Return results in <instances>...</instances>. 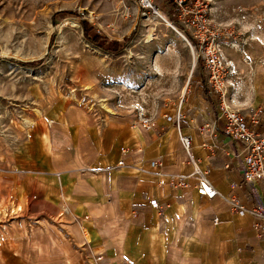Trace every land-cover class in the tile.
Masks as SVG:
<instances>
[{"label":"crops","instance_id":"1","mask_svg":"<svg viewBox=\"0 0 264 264\" xmlns=\"http://www.w3.org/2000/svg\"><path fill=\"white\" fill-rule=\"evenodd\" d=\"M182 108L180 128L166 112L152 129L133 126L135 113L109 120L81 106L37 116L2 175L6 212L55 222L78 251L74 264H264L254 217L226 200L242 180L230 137L217 129L203 144L210 129H201L213 115L201 93H187ZM181 134L191 137L198 164L212 166L216 196L198 193L196 175L178 184L195 168Z\"/></svg>","mask_w":264,"mask_h":264},{"label":"rangeland","instance_id":"2","mask_svg":"<svg viewBox=\"0 0 264 264\" xmlns=\"http://www.w3.org/2000/svg\"><path fill=\"white\" fill-rule=\"evenodd\" d=\"M151 2L0 0V183L25 129L58 105L109 120L140 108L155 120L188 81L205 84L204 60L187 42L205 16L236 31L222 46L229 102L247 110L264 102V0ZM2 193L0 264L76 263L55 222L10 215Z\"/></svg>","mask_w":264,"mask_h":264},{"label":"built area","instance_id":"3","mask_svg":"<svg viewBox=\"0 0 264 264\" xmlns=\"http://www.w3.org/2000/svg\"><path fill=\"white\" fill-rule=\"evenodd\" d=\"M146 5L153 6L151 0H144ZM154 7V6H153ZM195 29L191 32L189 44L194 47L198 58H203L207 70V81L188 83L185 86L183 96L177 103L173 112H166L164 117L180 128L184 118L182 105L187 93H201L204 107L208 108V114L213 115L212 122H206L201 129L209 130L203 144L209 146L215 131L220 129L230 137L234 149V156L240 161L242 180L238 183L240 192L232 196H226L231 208L239 214L251 213L254 217L253 225L259 236H264V109L256 108L247 110L245 107L232 106L227 97L228 94V73L230 65L222 51V46L229 40L236 37L234 28L216 23L209 17H203L198 23L193 22ZM216 105L218 110H216ZM136 120L133 126L140 124L145 129H152L155 125L153 117L138 109ZM183 149L190 154V160L195 165L194 172L179 177L178 184L187 185L188 178L196 175V188L199 194L207 197H214L218 189L211 180L210 172L212 166L201 167L199 159L194 158L192 139L189 135H180ZM137 147L141 141H137ZM122 162V161H121ZM246 199V200H245ZM251 202V205H248ZM151 203L159 207L157 199ZM98 262L103 259V254L96 256ZM121 264H134L131 260H125Z\"/></svg>","mask_w":264,"mask_h":264},{"label":"bare ground","instance_id":"4","mask_svg":"<svg viewBox=\"0 0 264 264\" xmlns=\"http://www.w3.org/2000/svg\"><path fill=\"white\" fill-rule=\"evenodd\" d=\"M158 13V12H157ZM161 14V11L159 12V15ZM159 22V21H158ZM166 24H169V23H166ZM151 36H152V33L151 34H149V39H151ZM187 42L189 43V41H188V38H187ZM190 47H191V51H192V53H194L195 54V49H194V47L193 46H191L190 45Z\"/></svg>","mask_w":264,"mask_h":264},{"label":"trees","instance_id":"5","mask_svg":"<svg viewBox=\"0 0 264 264\" xmlns=\"http://www.w3.org/2000/svg\"><path fill=\"white\" fill-rule=\"evenodd\" d=\"M86 28V33H87V35L89 34V31H88V27H85ZM88 37L90 38V39H92V36H90V35H88ZM105 44V43H104ZM114 48H118V46H114Z\"/></svg>","mask_w":264,"mask_h":264}]
</instances>
